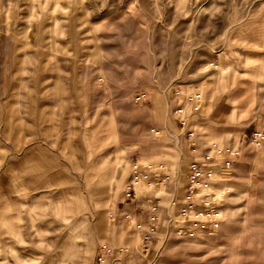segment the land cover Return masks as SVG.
Instances as JSON below:
<instances>
[{
    "label": "clouds",
    "instance_id": "obj_1",
    "mask_svg": "<svg viewBox=\"0 0 264 264\" xmlns=\"http://www.w3.org/2000/svg\"><path fill=\"white\" fill-rule=\"evenodd\" d=\"M0 264H264V0H0Z\"/></svg>",
    "mask_w": 264,
    "mask_h": 264
},
{
    "label": "rangeland",
    "instance_id": "obj_2",
    "mask_svg": "<svg viewBox=\"0 0 264 264\" xmlns=\"http://www.w3.org/2000/svg\"><path fill=\"white\" fill-rule=\"evenodd\" d=\"M205 6H207V5H205ZM95 19V18H94Z\"/></svg>",
    "mask_w": 264,
    "mask_h": 264
}]
</instances>
